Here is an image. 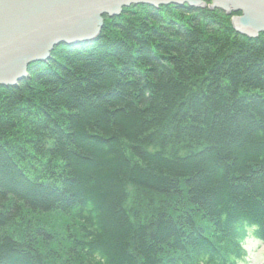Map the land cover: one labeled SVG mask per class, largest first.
<instances>
[{
	"label": "trees",
	"instance_id": "16d2710c",
	"mask_svg": "<svg viewBox=\"0 0 264 264\" xmlns=\"http://www.w3.org/2000/svg\"><path fill=\"white\" fill-rule=\"evenodd\" d=\"M239 14L131 4L0 86V264H239L264 242V32Z\"/></svg>",
	"mask_w": 264,
	"mask_h": 264
},
{
	"label": "water",
	"instance_id": "95a60500",
	"mask_svg": "<svg viewBox=\"0 0 264 264\" xmlns=\"http://www.w3.org/2000/svg\"><path fill=\"white\" fill-rule=\"evenodd\" d=\"M0 0V86H15L28 66L45 60L60 43L94 39L106 17L131 4L166 3L221 9L234 15L235 30L249 37L264 32V0Z\"/></svg>",
	"mask_w": 264,
	"mask_h": 264
},
{
	"label": "rangeland",
	"instance_id": "374dc122",
	"mask_svg": "<svg viewBox=\"0 0 264 264\" xmlns=\"http://www.w3.org/2000/svg\"><path fill=\"white\" fill-rule=\"evenodd\" d=\"M233 16H232V18H233ZM232 18H231V21H232ZM104 23H105V21H104ZM98 35L95 38H97ZM91 40H93V39H91ZM61 44H66V43H60L59 45H61ZM65 230H66V228H65ZM245 246H246L247 251H248V256L246 257L245 260L241 261L239 264H264V242H261L260 240H256V239H249L245 243Z\"/></svg>",
	"mask_w": 264,
	"mask_h": 264
},
{
	"label": "bare ground",
	"instance_id": "6f19581e",
	"mask_svg": "<svg viewBox=\"0 0 264 264\" xmlns=\"http://www.w3.org/2000/svg\"><path fill=\"white\" fill-rule=\"evenodd\" d=\"M249 239H253V238H249ZM249 239H248V240H249Z\"/></svg>",
	"mask_w": 264,
	"mask_h": 264
}]
</instances>
